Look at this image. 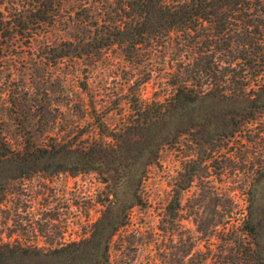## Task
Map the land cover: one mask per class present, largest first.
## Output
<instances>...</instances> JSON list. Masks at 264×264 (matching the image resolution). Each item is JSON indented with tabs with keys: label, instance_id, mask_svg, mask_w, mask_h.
Instances as JSON below:
<instances>
[{
	"label": "trees",
	"instance_id": "16d2710c",
	"mask_svg": "<svg viewBox=\"0 0 264 264\" xmlns=\"http://www.w3.org/2000/svg\"><path fill=\"white\" fill-rule=\"evenodd\" d=\"M1 1L0 41H32L63 15V0ZM88 9L84 5L75 13L71 39L49 51L54 63L99 58L117 47L130 64L145 65L162 48H172L180 58L162 63L172 92L145 99L142 87L148 81H134L126 95L130 112L114 128L92 103L97 133L80 145L27 139L14 149L0 135V184L2 165L13 167L20 177L32 171L50 176L96 173L107 194L105 210L87 240L49 251L0 245V264H112L111 239L126 225L130 210L143 204L148 170L159 164L162 151L182 147L188 138L195 162L205 164L239 135L251 138L248 128L255 123L263 127L255 139L264 142V0H104L92 14ZM150 71L152 76L155 70ZM262 158L243 225L257 241L258 249L249 250L252 264H264V154ZM195 174L188 170L183 187L174 188L173 214Z\"/></svg>",
	"mask_w": 264,
	"mask_h": 264
},
{
	"label": "rangeland",
	"instance_id": "374dc122",
	"mask_svg": "<svg viewBox=\"0 0 264 264\" xmlns=\"http://www.w3.org/2000/svg\"><path fill=\"white\" fill-rule=\"evenodd\" d=\"M103 1L63 0V15L32 41H0V135L14 149L27 139L43 145L51 139L82 144L97 133L92 103L108 126L117 127L130 112L126 95L134 81H148L142 87L145 99L172 92L162 64L180 58L172 48H162L145 65L130 64L117 47L99 58L54 63L49 51L71 39L75 13L89 5L92 14ZM150 69L155 70L152 76ZM261 128L251 125V138L239 135L205 164L195 162L188 138L182 147L162 151L159 164L148 170L143 204L130 210L126 225L111 239L112 264H252L249 250L258 249L257 241L243 225L253 175L263 161L264 142L255 139ZM1 169L0 245L49 251L90 237L107 205L98 174L32 171L20 177L13 167ZM188 170L196 171V177L173 214L174 188L183 187Z\"/></svg>",
	"mask_w": 264,
	"mask_h": 264
}]
</instances>
